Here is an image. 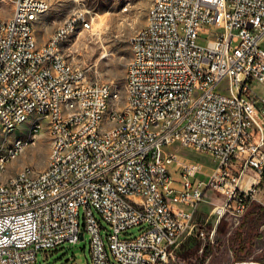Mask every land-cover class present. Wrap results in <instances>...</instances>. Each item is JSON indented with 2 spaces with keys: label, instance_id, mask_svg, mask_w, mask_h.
<instances>
[{
  "label": "built area",
  "instance_id": "2783aa9c",
  "mask_svg": "<svg viewBox=\"0 0 264 264\" xmlns=\"http://www.w3.org/2000/svg\"><path fill=\"white\" fill-rule=\"evenodd\" d=\"M10 2L0 17V142L1 127L10 134L29 115L47 119L53 151L44 168L24 165L0 183V264H37L39 250L86 231L91 264H160L187 238L212 242L222 218L244 215L264 184V0H158L155 25L130 39L123 112L107 102L109 83L82 82L86 69L56 51L68 25L91 26L84 10L39 44L32 12L41 17L49 2ZM116 115L125 123L111 130ZM24 142L32 138L17 148ZM174 142L216 159L208 180L196 177L201 163L167 149ZM10 154L0 151V168ZM207 192L220 200L206 212L209 231L194 218ZM136 225L137 236H121Z\"/></svg>",
  "mask_w": 264,
  "mask_h": 264
},
{
  "label": "rangeland",
  "instance_id": "374dc122",
  "mask_svg": "<svg viewBox=\"0 0 264 264\" xmlns=\"http://www.w3.org/2000/svg\"><path fill=\"white\" fill-rule=\"evenodd\" d=\"M49 10L44 13L34 29L36 35L46 40L59 23L73 11L82 9L91 19L89 28L80 29L62 44V52L66 59L73 64L84 67L89 80L107 82L115 88L120 98L112 100V105L121 107L125 104V74L126 66L131 57L132 49L130 38L132 34L145 24L147 11L151 0H47ZM12 13L10 0H0V17L6 18ZM38 18V19H40ZM37 19V20H38ZM36 20V21H37ZM259 91L262 87L256 84ZM44 123V124H43ZM42 128L37 134L35 144L27 146L17 157L12 159L2 178L9 177L24 165H32L37 169L46 166L51 148V137L47 128V119L43 118ZM28 134V120L17 125L10 137H26ZM168 150L175 151L184 160L201 163L203 173L197 178L208 180V175L216 165V159L206 151L193 147L183 146L174 142L167 146ZM253 175V172H249ZM253 202L264 206V184ZM218 200V199H217ZM219 201V200H218ZM210 205V203H209ZM209 210L197 211L194 215L198 224L204 225L207 231L211 224L205 221ZM80 229H83V207L80 208ZM98 219L100 216L95 212ZM224 217L216 225L213 241L198 237H189L174 252L172 257L160 264H264L257 260L264 254V222L261 223L254 235L247 243L245 250L237 246L235 235L244 231L240 224L245 219ZM104 226H108L102 221ZM144 227L136 225L121 234L122 237L137 236ZM108 228L102 229L105 236ZM89 233L84 232L78 242H65L56 247L39 250L37 264H91ZM235 241V242H234ZM210 246L209 255L203 260L204 249ZM47 253V257H46ZM237 256L242 260H237ZM114 264L116 262L111 260Z\"/></svg>",
  "mask_w": 264,
  "mask_h": 264
},
{
  "label": "bare ground",
  "instance_id": "6f19581e",
  "mask_svg": "<svg viewBox=\"0 0 264 264\" xmlns=\"http://www.w3.org/2000/svg\"><path fill=\"white\" fill-rule=\"evenodd\" d=\"M35 4H42V0H33ZM158 0H151L149 5L145 24L137 29L131 37L136 36L143 30L147 28L148 25H155V15L154 11L157 10ZM40 18V12H32V21H36ZM78 31V25H68L67 31L63 33L61 39L56 41V51L59 54H63L62 52V44L66 42L73 34ZM131 39V38H130ZM132 54L135 55V45H131ZM129 64H133V57H130L127 66ZM82 82H89V78L87 74H82ZM125 104L121 107H115V112H123L130 102V90L128 84L125 83ZM120 98L119 92L114 88V90H110L109 95H107V102H111L112 100H117ZM60 116L61 118H68V109H60ZM28 120V134L26 137L14 136L10 137L12 131L15 129L17 125H12L10 128V134L8 132V127H1V142H0V151L3 153H12L10 155L2 157V166L8 165V163L17 157L27 146L33 145L36 142L37 134H39L42 123L40 122L39 118H29V115H21L20 116V124ZM125 123V116L124 115H116L113 116L111 119V130H118L120 126H123ZM147 128L153 129V131H160L164 130V122H156L154 119H147ZM51 137V148L50 152L53 151V134L50 133ZM32 138V142H24V146H20L17 148L18 144L22 143L27 139ZM49 152V153H50ZM24 166L20 169L23 170ZM6 169L0 168V183H5L8 181L9 177L2 178ZM26 176H33V169H26ZM123 198H131V190H124L123 191Z\"/></svg>",
  "mask_w": 264,
  "mask_h": 264
},
{
  "label": "trees",
  "instance_id": "16d2710c",
  "mask_svg": "<svg viewBox=\"0 0 264 264\" xmlns=\"http://www.w3.org/2000/svg\"><path fill=\"white\" fill-rule=\"evenodd\" d=\"M244 215H246L245 219L240 224V227L244 228V231H240L238 232V235H235V238L238 241L237 246L242 250L246 249L245 246H247V243H251L250 238L254 235L258 226L264 222V206L255 204L251 201ZM210 251V246H207L204 249L203 260L209 255ZM237 260H242V258L237 256ZM257 260L264 263V254L258 257ZM200 264H203V262Z\"/></svg>",
  "mask_w": 264,
  "mask_h": 264
},
{
  "label": "crops",
  "instance_id": "0c3cea01",
  "mask_svg": "<svg viewBox=\"0 0 264 264\" xmlns=\"http://www.w3.org/2000/svg\"><path fill=\"white\" fill-rule=\"evenodd\" d=\"M44 15V14H43ZM42 15V16H43ZM41 16V17H42ZM42 18H40V19H38L35 23H37L39 20H41ZM34 26H35V24H34ZM34 34H35V36H36V39H37V42L39 43V44H43V43H45L46 42V40H42V39H40L37 35H36V33H35V29H34ZM258 86H261V84H257ZM262 87V86H261ZM171 170H174V168L173 167H171ZM219 200V198L217 197V196H215V195H213V193H211V192H207V195H206V199H205V201H203V202H201L199 205H198V211H205V210H210V208H211V206H212V204L211 203H216V202H219L218 200ZM209 203H210V205H209Z\"/></svg>",
  "mask_w": 264,
  "mask_h": 264
}]
</instances>
